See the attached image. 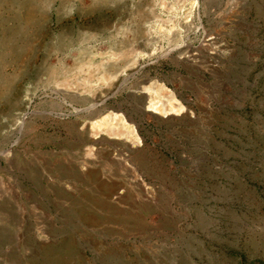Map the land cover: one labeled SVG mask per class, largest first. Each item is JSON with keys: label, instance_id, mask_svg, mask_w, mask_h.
<instances>
[{"label": "rangeland", "instance_id": "1", "mask_svg": "<svg viewBox=\"0 0 264 264\" xmlns=\"http://www.w3.org/2000/svg\"><path fill=\"white\" fill-rule=\"evenodd\" d=\"M0 264H264V0H0Z\"/></svg>", "mask_w": 264, "mask_h": 264}, {"label": "bare ground", "instance_id": "2", "mask_svg": "<svg viewBox=\"0 0 264 264\" xmlns=\"http://www.w3.org/2000/svg\"><path fill=\"white\" fill-rule=\"evenodd\" d=\"M128 53H129V52H128ZM135 61H136V60H135ZM102 78H103V77H102ZM98 79H99V78H98ZM153 86H154V85H153ZM151 87H152V86H151ZM156 88H157V87H156ZM158 88H159V87H158ZM149 89H150V88H149ZM151 89H152V88H151ZM160 89H161V88H160ZM162 89H163V88H162ZM88 91H89V90H88ZM146 91H147V90H146ZM91 92H92V91H91ZM168 93H169V92H168ZM157 95H158V94H157ZM148 98H149V97H148ZM150 98H151V97H150ZM155 99H156V97H155ZM174 99H175V98H173V100H174ZM151 100H152V99H151ZM163 100H164V99H163ZM152 101H153V100H152ZM152 101H151V102H152ZM174 102H175V101H174ZM174 105H175V104H174ZM151 106H152V105H151ZM153 107H154V106H153ZM160 107H161V106H160ZM156 108H157V107H156ZM156 108H154V109H156ZM169 109H170V107H169ZM181 109H182V108H181ZM185 110H186V109H185ZM185 110H184V111H185ZM165 112H167V111H165ZM168 112H169V111H168ZM166 114H167V113H166ZM169 114H170V113H169ZM27 115H28V114H26V116H27ZM110 115H112V114H110ZM26 116H25V118H26ZM107 117H108V116H107ZM25 118H23V119H24V120H23L24 122H25ZM109 118H110V117H109ZM109 118H108V119H109ZM101 120H102V119H101ZM106 120H107V119H106ZM112 120L114 121V119H112ZM112 120H111V121H112ZM117 120H118V119H117ZM111 121H110V122H111ZM118 121H119V120H118ZM24 122L21 124V129H23ZM97 122H98V121H97ZM100 122H101V121H100ZM103 122H104V121H103ZM105 122H106V121H105ZM98 124H99V123H98ZM117 124H118V123H117ZM103 125H104V123H103ZM117 126H118V125H117ZM123 126H124V125H123ZM92 128H93V127H92ZM104 130H105V129H104ZM96 131H97V130H96ZM96 131H95V133H97ZM120 131H121V130H120ZM127 131H128V130H127ZM93 132H94V131H93ZM100 132H101V131H100ZM106 132H107V131H106ZM122 132H123V131H122ZM124 132H125V131H124ZM120 133H121V132H120ZM114 134H115V133H114ZM93 135H94V134H93ZM117 135H118V134L116 133V136H117ZM122 135H123V134H122ZM95 136H96V135H95ZM124 136H125V135H124ZM130 138H131V137H130ZM130 138H129V139H130ZM125 139H126V138H125ZM136 141H137V140H136ZM134 143H135V142H134Z\"/></svg>", "mask_w": 264, "mask_h": 264}]
</instances>
